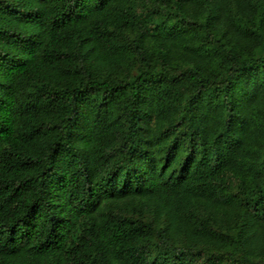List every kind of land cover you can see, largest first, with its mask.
Listing matches in <instances>:
<instances>
[{"label":"trees","instance_id":"trees-1","mask_svg":"<svg viewBox=\"0 0 264 264\" xmlns=\"http://www.w3.org/2000/svg\"><path fill=\"white\" fill-rule=\"evenodd\" d=\"M0 264H264V0H0Z\"/></svg>","mask_w":264,"mask_h":264}]
</instances>
